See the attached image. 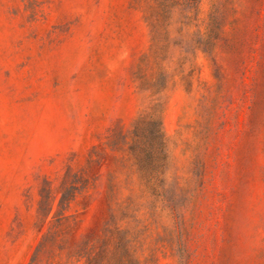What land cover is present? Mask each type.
Wrapping results in <instances>:
<instances>
[{"label": "rangeland", "instance_id": "1", "mask_svg": "<svg viewBox=\"0 0 264 264\" xmlns=\"http://www.w3.org/2000/svg\"><path fill=\"white\" fill-rule=\"evenodd\" d=\"M190 2L152 97L143 1L0 0V264H264V0ZM155 104L163 198L124 139Z\"/></svg>", "mask_w": 264, "mask_h": 264}, {"label": "trees", "instance_id": "2", "mask_svg": "<svg viewBox=\"0 0 264 264\" xmlns=\"http://www.w3.org/2000/svg\"><path fill=\"white\" fill-rule=\"evenodd\" d=\"M145 4V17L152 33V47L150 55L142 60V66L154 59L157 66V77L154 82L147 78L143 67L140 68L138 79L142 92L151 93L152 97L158 96L166 89V76L162 66L164 54L167 50V35L170 19L174 13H179L183 18L190 20L185 8L186 1L195 0H136ZM191 12V10H190ZM159 105L149 107L148 112L142 113L133 125L129 135L126 136L125 146L127 153L135 166L140 181L144 188L153 196L165 197L166 173L168 167V155L166 143L161 127ZM74 197V187L72 188ZM72 193V192H71ZM68 201L65 194L61 199L64 205ZM51 211L49 214H51Z\"/></svg>", "mask_w": 264, "mask_h": 264}]
</instances>
